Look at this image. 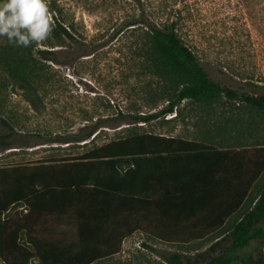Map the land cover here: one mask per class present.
Returning <instances> with one entry per match:
<instances>
[{
  "label": "trees",
  "instance_id": "1",
  "mask_svg": "<svg viewBox=\"0 0 264 264\" xmlns=\"http://www.w3.org/2000/svg\"><path fill=\"white\" fill-rule=\"evenodd\" d=\"M47 0H0V68L28 82L38 67L26 21L47 19ZM152 45L178 85L149 121L173 112L175 100L219 96L264 113V85L248 93L209 77L175 24L158 27L141 13ZM55 36L74 38L55 18ZM49 50L37 49L48 59ZM91 133L54 141L89 139ZM0 137L4 147L9 138ZM26 135H21L20 138ZM36 136V135H31ZM2 138V139H1ZM264 171V143L221 148L204 140L151 132L117 138L83 153L0 166V260L4 264H91L121 250L134 230L168 243L216 235L192 256L164 255L166 264H264V186L253 205L223 233L227 218ZM223 227V228H222ZM254 240L253 252L244 251Z\"/></svg>",
  "mask_w": 264,
  "mask_h": 264
},
{
  "label": "rangeland",
  "instance_id": "2",
  "mask_svg": "<svg viewBox=\"0 0 264 264\" xmlns=\"http://www.w3.org/2000/svg\"><path fill=\"white\" fill-rule=\"evenodd\" d=\"M47 19L26 21L38 67L28 82L0 68V166L79 154L137 133H164L219 147L264 143V113L219 96L175 100L173 112L143 122L174 101L178 85L152 45L148 26L126 24L143 13L158 27L175 24L182 41L221 85L259 93L264 85V0H47ZM55 18L74 38L55 36ZM37 49L49 50L48 59ZM89 139L54 141L91 133ZM21 135H26L21 137ZM36 135V136H31ZM2 139V138H1ZM264 186L252 188L247 206ZM216 235L168 243L141 234L121 252L94 264H166L163 256H192ZM252 240L244 251L253 252ZM0 264H4L0 260ZM36 264V262H33Z\"/></svg>",
  "mask_w": 264,
  "mask_h": 264
},
{
  "label": "crops",
  "instance_id": "3",
  "mask_svg": "<svg viewBox=\"0 0 264 264\" xmlns=\"http://www.w3.org/2000/svg\"><path fill=\"white\" fill-rule=\"evenodd\" d=\"M159 134H164V133H159ZM164 135H167V136H173V135H169V134H164ZM183 138H184V137H183ZM186 139H188V138H186ZM208 142L211 144V136L209 137V141H208ZM221 148H227V147H221ZM263 174H264V171H263V173L261 174V176L259 177V179L253 184L252 188L255 187V186L258 184V182H259V180L262 178ZM252 188H251V191H252ZM251 191H250V192H251ZM249 194H250V193H249ZM248 196H249V195H248ZM247 198H248V197H247ZM247 198L244 200L243 204L239 207V209H238L235 213L231 214V215L227 218L226 224L223 226V227L225 228V230L223 231V233H225V232L227 231L226 229H229L230 224H232L234 221L238 220V219L240 218V215H241L245 210L249 209V208L253 205L255 198H254V199H253V200H252L247 206H244L245 203H246ZM223 227H222V228H223ZM212 233H214V232H211V234H212ZM135 234H141V235H145V236H147V234H146L145 232L141 231V230H134L130 236H128V237H126V238L123 239V241H122V246H121V250H122V248H123L124 242H125L127 239H130V238H131L133 235H135ZM147 237H148V236H147ZM155 240H157V239H155ZM214 240H216V238H215ZM159 241H160V240H159ZM121 250H120L119 252L115 253V254L110 255V256L103 257V258H101V259H99V260H97V261H95V262H93V263H91V264L97 263V262L102 261V260H105V259L112 258L113 256L119 254V253L121 252Z\"/></svg>",
  "mask_w": 264,
  "mask_h": 264
}]
</instances>
